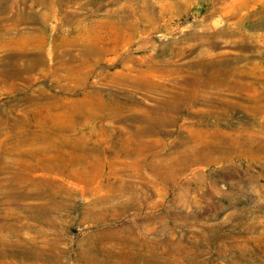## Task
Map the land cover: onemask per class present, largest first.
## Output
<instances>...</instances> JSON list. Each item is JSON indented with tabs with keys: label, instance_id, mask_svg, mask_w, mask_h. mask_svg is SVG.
I'll return each mask as SVG.
<instances>
[{
	"label": "rangeland",
	"instance_id": "374dc122",
	"mask_svg": "<svg viewBox=\"0 0 264 264\" xmlns=\"http://www.w3.org/2000/svg\"><path fill=\"white\" fill-rule=\"evenodd\" d=\"M0 264H264V0H0Z\"/></svg>",
	"mask_w": 264,
	"mask_h": 264
},
{
	"label": "bare ground",
	"instance_id": "6f19581e",
	"mask_svg": "<svg viewBox=\"0 0 264 264\" xmlns=\"http://www.w3.org/2000/svg\"><path fill=\"white\" fill-rule=\"evenodd\" d=\"M113 112H114V111H113ZM115 112H116V111H115ZM115 112H114V113H115ZM107 114H108V113H107ZM110 114H111V113H110ZM114 115H115V114H113V116H114ZM116 115H117V114H116ZM108 116L112 117L111 115H108ZM81 145H82V143H81ZM82 147H83V146H82ZM84 148H85V147H84ZM84 148H83V149H84ZM80 149H82V148H80ZM91 149H92V148H89L88 150L91 151ZM80 152H81V151H80ZM82 152H85V151H82ZM88 152H89V151H88ZM81 154H82V153H81Z\"/></svg>",
	"mask_w": 264,
	"mask_h": 264
}]
</instances>
